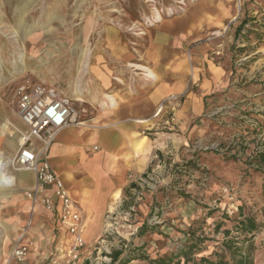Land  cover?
I'll list each match as a JSON object with an SVG mask.
<instances>
[{
  "label": "rangeland",
  "instance_id": "1",
  "mask_svg": "<svg viewBox=\"0 0 264 264\" xmlns=\"http://www.w3.org/2000/svg\"><path fill=\"white\" fill-rule=\"evenodd\" d=\"M201 1L206 0H0V131L4 123L8 127L0 138V150L11 160L7 172L17 176L27 171L13 164L28 131L15 97L22 79L57 87L76 101L80 119L90 118L99 108L111 107L103 102H108L106 94H114L115 86H125L129 78L150 77V67L140 57L149 32ZM245 1L249 5L254 1V8L242 4V9L233 11L237 26L249 19L237 39L236 26L228 20L211 35L222 42L226 35L221 32L231 24L227 48L235 87L212 94L208 114L194 123L186 140L179 132L175 154L159 155L161 171H147L134 182L136 187L126 190L119 206L105 218L106 230L100 237L89 243L84 229L86 245L75 263H55L59 255L55 245L41 243L39 248L30 236L34 209L41 203L27 197L35 183L28 188L24 194L31 208L20 235L30 245L24 264H120L112 262L114 250L143 245L144 253L156 256L181 245L188 227H202L208 237L203 253L208 254L223 238L213 231V222L223 213L234 217L239 204L245 214L252 211L263 223L254 235L252 254L255 264H264V173L254 176L249 164L256 151L264 149V0ZM111 34L132 53L131 59L110 58ZM34 144L41 145L37 140ZM234 155L236 159L231 158ZM1 202L7 207L8 201ZM144 221L155 230L139 237ZM48 233L41 238H51Z\"/></svg>",
  "mask_w": 264,
  "mask_h": 264
},
{
  "label": "crops",
  "instance_id": "2",
  "mask_svg": "<svg viewBox=\"0 0 264 264\" xmlns=\"http://www.w3.org/2000/svg\"><path fill=\"white\" fill-rule=\"evenodd\" d=\"M245 2L201 1L151 30L140 57L156 77L129 78L125 86H115L111 90L115 95L106 94V98L116 97L114 103L103 102L111 107L99 108L92 117L83 119L85 124L67 126L56 136L45 158L82 211L89 243L105 232V218L119 206L131 184L150 169H163L159 155L176 153L179 132L186 140L194 123L208 114L212 94L235 87L231 86L227 30L231 24L237 28L233 11L242 9V4L245 9L254 8V1L250 5ZM227 20L231 24L221 32L226 35L223 41L218 42L211 36L213 29ZM107 41L110 58L131 59L132 53L126 52L116 35L111 34ZM34 146L39 149L41 145ZM15 177L16 186L0 189V199L8 201L7 207L0 203V264H6L20 241L31 208L24 193L35 183L34 172ZM46 194L53 196V189ZM34 212L30 236L37 245L44 247L48 242L57 251L68 244V234L58 230L57 208L49 211L38 204ZM47 231L51 238H41ZM58 261L68 262L59 255L55 263Z\"/></svg>",
  "mask_w": 264,
  "mask_h": 264
},
{
  "label": "built area",
  "instance_id": "3",
  "mask_svg": "<svg viewBox=\"0 0 264 264\" xmlns=\"http://www.w3.org/2000/svg\"><path fill=\"white\" fill-rule=\"evenodd\" d=\"M15 97L18 114L28 126V131L23 134L24 142L20 143L13 164L18 169L34 172L35 184L27 192V197L33 202L41 203L49 211L58 209V230L71 235L68 244L58 250L59 256L66 258L68 263L77 262L81 259L86 245L83 213L45 158V154L63 128L81 125L85 121L80 119L81 111L76 101L53 85L24 78L16 86ZM34 140L40 142L39 149L34 146ZM48 189H53V196L46 194ZM29 251L30 245L20 240L6 264H24Z\"/></svg>",
  "mask_w": 264,
  "mask_h": 264
},
{
  "label": "trees",
  "instance_id": "4",
  "mask_svg": "<svg viewBox=\"0 0 264 264\" xmlns=\"http://www.w3.org/2000/svg\"><path fill=\"white\" fill-rule=\"evenodd\" d=\"M248 21L249 19L246 18L237 26L236 39ZM245 48L243 47V49ZM220 155L222 154L220 153ZM231 158L236 159V156H231ZM249 164L252 167L251 171L254 172V176L262 175L264 173V149H258L250 159ZM136 186V183L131 184V188ZM238 208L239 211L234 217L223 213L220 219L213 222V231L222 233L223 238L216 244L215 249L208 254L203 253L205 248L203 243L208 237H205L202 233V227H188L184 231V240L174 251L150 256L148 253H144V245L134 250H114L110 254L112 262L130 264L134 260H141L147 264H255L252 254L255 248L253 238L255 233L263 226V223L257 219L256 213L251 211L245 214L242 204H239ZM152 214L151 210L148 216ZM209 214H212V210L209 211ZM226 221H230L231 224L227 225ZM153 230L155 228L144 221L139 227L137 236L143 237L153 232Z\"/></svg>",
  "mask_w": 264,
  "mask_h": 264
},
{
  "label": "bare ground",
  "instance_id": "5",
  "mask_svg": "<svg viewBox=\"0 0 264 264\" xmlns=\"http://www.w3.org/2000/svg\"><path fill=\"white\" fill-rule=\"evenodd\" d=\"M187 4V3H186ZM184 5V4H183ZM183 8V7H182ZM157 16V15H156ZM154 17V16H153ZM159 19L161 17L157 16ZM152 22V21H151ZM158 22V21H157ZM140 66V65H139ZM146 70V69H145ZM147 74L152 78L156 77V73L154 70L147 68ZM112 96V97H111ZM107 97V100L109 103H114V100L116 97L114 95H111ZM112 105V104H111ZM85 124V123H84ZM8 129L7 125L4 123L3 129L0 131V138L4 135V131ZM16 129V128H15ZM9 133V132H8ZM24 142V138H21L20 143L22 144ZM10 159H8L3 152L0 150V187L2 189H9L14 186H16V177L13 175H10L7 172V165L10 163ZM18 183V182H17ZM0 188V189H1ZM3 193V192H2Z\"/></svg>",
  "mask_w": 264,
  "mask_h": 264
}]
</instances>
